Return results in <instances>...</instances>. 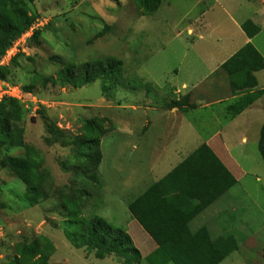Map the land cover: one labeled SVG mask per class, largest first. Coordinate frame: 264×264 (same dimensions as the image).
I'll list each match as a JSON object with an SVG mask.
<instances>
[{
  "label": "rangeland",
  "instance_id": "1",
  "mask_svg": "<svg viewBox=\"0 0 264 264\" xmlns=\"http://www.w3.org/2000/svg\"><path fill=\"white\" fill-rule=\"evenodd\" d=\"M22 1L35 18L34 29L0 61V66L10 70L0 79V88H23L39 78L34 92L24 95L21 102L25 145L40 155L41 168L50 174L54 190L68 192L74 181L79 182L71 169L83 162L76 161L71 147L62 141L47 142L54 137L48 134V123L65 132V140L71 142L82 134L88 120L108 119L111 131L102 139V161L97 171L102 188L99 192L88 189L91 195L83 200V216L94 214L125 229L128 212L121 191L130 153L125 125L131 117H135L134 125L141 123L142 114L133 113L131 106L147 101L164 105L172 98V87L180 89L185 83L190 88L206 78V83L217 80L219 75L209 76L214 65L231 52L228 44L234 38L229 17L242 22L255 17L264 6L247 0H156L157 10L144 15L138 6L140 0ZM189 29L193 33H188ZM36 32V39H31ZM253 42L264 57V26ZM103 57L122 63L117 84L100 80L81 89L41 84V80L55 76L60 68L57 59L80 64ZM225 107L226 103L212 109L214 119L222 121ZM194 116L214 125L209 110ZM236 147L238 154L235 151L232 155L244 177L232 190L217 221L221 236H232L237 249L220 264H264V164L257 145L237 142ZM2 153L12 157L26 154L23 149H0ZM139 157L138 151L134 158ZM23 191L7 170L0 169V264L12 260L15 244L39 235L55 247L50 264L118 263L113 256L96 259L93 252L69 244L63 234L65 212L56 195L36 207L25 208L19 199ZM139 251L141 264H150V253L144 247Z\"/></svg>",
  "mask_w": 264,
  "mask_h": 264
},
{
  "label": "trees",
  "instance_id": "2",
  "mask_svg": "<svg viewBox=\"0 0 264 264\" xmlns=\"http://www.w3.org/2000/svg\"><path fill=\"white\" fill-rule=\"evenodd\" d=\"M138 6L144 15H149L157 10L159 1L140 0ZM34 21V16L22 0H0V61L14 42L33 26ZM241 28L249 39L259 33L251 21L243 23ZM37 34L34 33L31 39H36ZM57 60L60 68L54 77L41 80L43 86L50 84L81 89L100 80L113 85L121 79L122 63L110 57L80 64ZM220 69L226 74L233 93H245L256 87L254 73L264 69V60L249 43L223 63ZM9 71L8 67L1 66L0 79ZM37 78L21 88L23 94L31 95L34 92L35 82L39 80ZM247 93L228 107L229 117L239 115L263 92ZM186 102L187 98H182L173 101L172 105L183 106ZM24 117L25 111L20 101L7 97L2 99L0 149L5 152L23 149L26 154L25 157L0 154V169L7 170L23 186L24 191L20 193L19 199L25 208L36 207L52 195L57 196L65 212L64 237L75 249L93 252L95 258L100 260L113 256L118 260L117 264H141L143 258L139 250L143 247L150 253L147 256L150 264H220L236 251L237 243L232 236L212 239L205 228L195 233L188 229L194 218L237 183L206 145L199 147L148 193L129 204L132 220L143 230L146 240L155 246L149 249L145 244H140L136 236L113 226L106 219L94 214L83 216V200L91 195L88 189L99 192L102 188L97 170L102 160L101 139L111 131L107 127L108 119L88 120L82 128V134L71 142L65 140V132L48 123V134L54 137L47 139V142L56 144L62 141L64 146L71 147L75 160L83 162L82 166L71 169L79 182L74 181L68 192H65L54 190L50 174L41 168L40 155L25 145L21 127ZM258 151L264 164V125L260 130ZM63 171L68 172L66 167ZM178 177L181 180L177 184L184 186L178 189V194L170 195V191L169 197L166 191L153 197L158 188ZM13 249V258L7 264H50L49 259L55 252L51 241L41 235L15 244Z\"/></svg>",
  "mask_w": 264,
  "mask_h": 264
},
{
  "label": "crops",
  "instance_id": "3",
  "mask_svg": "<svg viewBox=\"0 0 264 264\" xmlns=\"http://www.w3.org/2000/svg\"><path fill=\"white\" fill-rule=\"evenodd\" d=\"M253 1H259L264 6V0ZM229 20L234 30V38L228 44L231 52L214 65L209 76L210 78L219 75L217 80L206 83L208 80L206 78L190 88L185 83H182L180 89L172 87L170 88L172 98L164 105H155L153 102L147 101L143 102L141 106H131L133 113L142 112V114H140L141 123L134 125L135 117H131L125 125V139L130 146V153L127 156L129 158L125 164L126 176L121 191L124 195L122 203L126 213L128 212L125 216V230L131 236H136L139 243L145 244L149 249H154L155 246L146 240L143 230L132 220L128 211L129 204L148 193L152 187L161 182L199 147L206 145L236 179L237 183L194 218L189 223L188 229L191 233H195L199 229L205 228L212 239L222 237L223 231L219 227L220 223L217 218L223 214V207L232 190L239 187L240 180L244 177L242 167L232 155L235 151L237 153L236 143L257 145L258 148L260 130L264 125V69L254 73L256 87L247 91L248 93L245 92L247 94L263 93L248 108L231 118L227 112L228 107L245 93H233L230 90L226 74L220 68L223 63L249 43L261 55L253 45V41L260 33L261 27L264 26V9L255 17L242 22H238L232 17H229ZM246 21H251L259 29V33L252 39H249L241 28V25ZM190 32L193 33L189 29L188 33ZM262 58L264 60L263 56ZM182 98H187L186 104L183 106L172 105L173 101ZM224 103H226V107L221 115L222 121L219 118L214 119L212 109ZM206 110L210 111V120L215 121L214 125L205 124L201 117L194 116L195 113ZM138 151L140 157L136 159L134 154ZM180 180L181 178L178 177L172 180L173 182H167L158 188L153 197H158L166 191L168 196L170 191V195L178 194V189L184 188L183 185L177 184Z\"/></svg>",
  "mask_w": 264,
  "mask_h": 264
},
{
  "label": "built area",
  "instance_id": "4",
  "mask_svg": "<svg viewBox=\"0 0 264 264\" xmlns=\"http://www.w3.org/2000/svg\"><path fill=\"white\" fill-rule=\"evenodd\" d=\"M34 28H30L25 34H23L19 39H21L22 37H27L32 31H33ZM30 37V36H29ZM18 39V40H19ZM18 40H16L14 42V44L12 45V47L9 49V51L6 53L5 56H7L9 53H11L12 51L16 50V47L18 45ZM4 56V57H5ZM3 57V58H4ZM2 58V59H3ZM1 59V60H2ZM1 67V66H0ZM7 86V85H6ZM25 94H23V92L21 91V88L20 87H17V86H7V87H3V88H0V102L2 101L3 98H12V99H15V100H18L20 102H22V98Z\"/></svg>",
  "mask_w": 264,
  "mask_h": 264
}]
</instances>
